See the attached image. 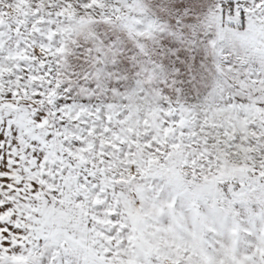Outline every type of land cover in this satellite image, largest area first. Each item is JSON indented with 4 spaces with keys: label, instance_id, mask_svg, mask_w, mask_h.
I'll use <instances>...</instances> for the list:
<instances>
[{
    "label": "snow or ice",
    "instance_id": "obj_1",
    "mask_svg": "<svg viewBox=\"0 0 264 264\" xmlns=\"http://www.w3.org/2000/svg\"><path fill=\"white\" fill-rule=\"evenodd\" d=\"M0 264H264V0H0Z\"/></svg>",
    "mask_w": 264,
    "mask_h": 264
}]
</instances>
